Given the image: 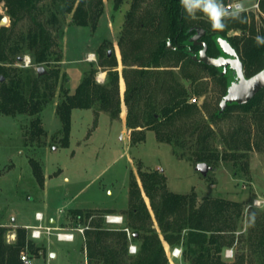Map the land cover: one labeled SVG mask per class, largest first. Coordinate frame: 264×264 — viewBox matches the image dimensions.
Masks as SVG:
<instances>
[{
	"label": "trees",
	"instance_id": "trees-1",
	"mask_svg": "<svg viewBox=\"0 0 264 264\" xmlns=\"http://www.w3.org/2000/svg\"><path fill=\"white\" fill-rule=\"evenodd\" d=\"M3 3L8 25L0 26V112L7 115L32 116L30 134L39 137L45 133L40 126L39 113L43 106L54 97L59 70L50 68L44 74L29 76L28 73L12 62L21 57L23 52L30 54L33 63L59 62L62 52L58 42L61 32L59 16L71 14L70 24L86 26L95 30L98 19L103 13V0H0ZM118 9L124 0H112ZM130 8L126 13L123 34L118 40L121 48L122 72L126 79V69L131 68L132 81L128 82L125 103L127 104V125L132 129L148 128L158 140L177 141L182 135L183 127L178 121L190 119L191 133L199 128L196 120L197 106L188 101L187 88L176 78L177 68L185 78L196 79L193 66L203 67L214 75L224 95L227 87L234 79L230 69L222 74L221 67L206 65L191 58V53L200 49L189 39L196 32L195 27H202L205 32L199 40L207 46V54L217 57L222 51L217 38H225L238 52L243 62L245 76L261 70L264 66V44L257 42V37L264 38V17L260 23L253 15L238 13L222 18L225 24L222 30H213L210 20L204 13L196 10L189 15L181 4V0H129ZM241 0H217L228 3ZM264 15V0L258 2ZM27 20V29L18 28V23ZM229 30H239L240 34L229 35ZM129 43V52L123 50V42ZM170 42L175 48L167 47ZM100 61L107 72V80L103 84L96 82L94 70L85 71L83 78L72 93L67 89L62 92L61 100L56 104V113L62 124L63 144H67L70 131V113L72 109H85L99 104L101 109L111 114L119 112V102L113 103L118 93V70L116 57L105 53ZM37 73V72H36ZM127 80V79H126ZM128 81V80H127ZM200 93L199 88L194 89ZM159 92V98L155 93ZM264 93L260 90L245 104H227L220 113L219 109L212 118H220L226 110L238 107L250 109L257 104ZM134 102L135 104L131 103ZM143 102L144 107H138ZM264 118V114L260 113ZM200 125V131L203 130ZM235 134L246 132L236 128ZM208 132L198 134L196 140V162L215 164L226 154L209 150L206 145ZM234 148L241 145L249 147L245 138L232 136ZM141 140L142 136L132 140ZM228 157L234 160L241 152H230ZM34 174L38 176L39 166L30 160ZM142 190L149 199L152 214L148 209L142 190L136 179L130 181L128 189V208L124 211L125 225L131 230L128 239L126 230L104 225L100 215L107 210L72 208L69 216L72 220L86 226L83 233L84 243L81 250L85 253L87 264H168L164 243L170 247L181 246L182 260L190 264H252L250 253L237 254L232 262L223 259L225 247L233 245L236 222L242 212V203L220 197H204L198 202L194 193H175L166 189L165 176L159 170L139 171ZM99 216L98 218H96ZM156 222L154 227L153 219ZM262 219V218H261ZM262 227L254 235L250 244V252L257 256L256 264H264V220ZM9 230L0 225V264H24L20 259V251L27 247L31 253H37L43 246H37L34 240L27 239V230L17 227L16 240L7 243L5 234ZM252 233V232H251ZM249 234V239L252 234ZM133 242L137 249L128 252L129 243Z\"/></svg>",
	"mask_w": 264,
	"mask_h": 264
},
{
	"label": "rangeland",
	"instance_id": "rangeland-1",
	"mask_svg": "<svg viewBox=\"0 0 264 264\" xmlns=\"http://www.w3.org/2000/svg\"><path fill=\"white\" fill-rule=\"evenodd\" d=\"M49 1L43 0L42 3L48 4ZM256 1L241 0L245 6H251ZM129 8V0H124L118 9L114 8L112 0H103V13L95 30L70 24L71 14L60 15L58 42L62 52L61 61L36 64L32 62L29 53L23 52L22 60L28 57L30 64L25 65L24 61L18 59L12 62L13 66L26 71L31 77L37 75L36 68L39 66L45 71L57 68L59 80L54 97L38 115L40 126L45 132L39 137L30 134L32 116L0 112V225L9 228L5 240L7 243L14 242L17 227L37 223L34 221L35 211H40L45 218H55L57 227L84 226L71 219L68 212L72 208L109 211L100 215L104 225L126 229L130 239L131 230L124 228L130 181L136 179L141 187L139 171L159 170L165 176V186L169 191L194 193L198 202L204 197L241 202L242 212L236 222L234 243L225 247L232 249V257H225L224 253L222 257L232 262L235 255L250 253L254 259L252 264H256L257 256L250 252V244L254 241L255 233L262 227L260 221L264 220V118L260 115L264 114V93L257 104L247 111L232 107L222 117L212 118L223 96L217 75L206 68L193 66L191 70H194L192 72L196 79L191 81L175 68L176 78L188 90V101L196 98L195 102H189L197 106L196 120L199 128L191 133L190 119L178 121L183 132L177 141L173 139L171 142L158 140L156 133L148 128H137L132 134V129L127 125L125 94L128 82L132 81L131 68L137 66L127 67V81L123 76L124 65L118 45ZM238 13L250 17L253 15L257 23L264 17L260 8ZM4 16L7 17L0 1V20ZM204 16L209 20L205 13ZM8 22L7 17L3 25H8ZM27 26V20L18 23L19 29L25 30ZM228 34H240V31L229 30ZM122 46L127 54L129 43L124 40ZM108 52L117 61L118 93L113 103L118 100L119 112L111 114L101 109L98 103L85 109H72L68 142L64 145L62 124L56 113V104L62 97L60 87L72 93L89 69L94 70L96 82H106L107 72L100 61L101 55ZM101 74L104 75L103 79H100ZM197 88L200 93L194 91ZM155 96L159 98L162 95L156 92ZM131 103L135 104L132 100ZM138 107H144L143 102ZM201 124L204 125L202 131ZM236 128L246 132L235 134ZM206 132L208 149L220 155L225 153L226 157L215 164H209L212 168L207 176H203L194 169L197 163L195 153L199 146L196 143L198 134ZM136 135H143V139L133 141ZM236 135L240 139L245 138L249 147L240 144L238 149L234 148L232 136ZM234 150L242 153L237 160L228 157ZM30 160L39 166L38 176L34 174ZM142 196L152 214L149 199L143 190ZM255 200H259L260 205H254ZM106 214L121 215L123 221L119 225L108 224L105 222ZM153 223L156 227L154 219ZM250 233L252 235L249 239ZM33 242V251H36L37 246L43 248L38 249L37 253H31L27 247L20 251V255L28 256L30 264H87L85 253L81 250L84 243L81 233L76 232L75 240L69 242L58 241L54 235ZM165 246L168 257L172 247ZM52 253L56 256H51ZM181 256L172 262L168 260V264H190L188 260H182Z\"/></svg>",
	"mask_w": 264,
	"mask_h": 264
},
{
	"label": "water",
	"instance_id": "water-1",
	"mask_svg": "<svg viewBox=\"0 0 264 264\" xmlns=\"http://www.w3.org/2000/svg\"><path fill=\"white\" fill-rule=\"evenodd\" d=\"M7 21V17L4 16L0 20V25H3ZM196 32L190 37V41L199 46L200 49L196 53H191V58L195 61L205 63L206 65L221 67L222 74L227 69L234 72V79L226 89L225 94L221 97L219 102V112L222 113L227 104L237 103L245 104L251 100L260 90L264 89V66L258 72L251 76H245L243 69V62L241 61L238 52L231 46V44L225 38H217V43L222 51V54L217 57H211L207 54V46L204 41L199 40L204 34L205 30L202 27H195ZM167 47L175 48L167 42ZM110 52H108V55ZM18 60H22L18 57ZM37 75L40 76L46 71L42 66L36 68ZM3 76H0V82L3 81ZM209 164L206 162H198L195 165V170L200 172L203 176H207L208 171L211 170ZM53 253L51 254V256Z\"/></svg>",
	"mask_w": 264,
	"mask_h": 264
},
{
	"label": "built area",
	"instance_id": "built-area-1",
	"mask_svg": "<svg viewBox=\"0 0 264 264\" xmlns=\"http://www.w3.org/2000/svg\"><path fill=\"white\" fill-rule=\"evenodd\" d=\"M258 2L259 0L254 2V4H252L251 6H245L244 4H242L241 1H233V2L224 3L223 6L227 10L228 13L236 12L237 5L241 6L242 8V10H240L239 12H248L251 10L259 9ZM21 61H24L25 65H28L31 63L30 58L28 57L24 58ZM189 101L195 102L196 98L195 97L190 98ZM254 203H255L254 205H260L261 202H259V200H255ZM34 217L38 221V223L36 225L24 227L27 230L28 238L34 241L41 239L43 236L54 235V237L58 241L69 242V241L75 240L76 232L81 233L82 237H83V233L85 232L84 229L86 228V226L78 225L76 227L65 228L61 226L57 227L47 222L43 223L44 217L40 211L35 212ZM122 221H123V217L121 215L106 214L105 216V222L111 225H119L122 223ZM128 251L130 253H135L136 246L134 244H130L128 246ZM181 252H182L181 248L178 246H175L169 249V252H168L169 262H172L174 258H178L179 256H181ZM224 255L225 257H232V249L231 248L225 249ZM20 259L23 261L24 264H30V259L28 258L26 254H21Z\"/></svg>",
	"mask_w": 264,
	"mask_h": 264
},
{
	"label": "clouds",
	"instance_id": "clouds-1",
	"mask_svg": "<svg viewBox=\"0 0 264 264\" xmlns=\"http://www.w3.org/2000/svg\"><path fill=\"white\" fill-rule=\"evenodd\" d=\"M181 4L189 15H193L196 10L205 13L209 17L213 30L224 29L225 24L222 22V18L227 15L236 17L242 10L241 6L237 5L236 12L228 13L223 4L218 3L217 0H181ZM257 42L264 44V38L257 37Z\"/></svg>",
	"mask_w": 264,
	"mask_h": 264
},
{
	"label": "crops",
	"instance_id": "crops-1",
	"mask_svg": "<svg viewBox=\"0 0 264 264\" xmlns=\"http://www.w3.org/2000/svg\"><path fill=\"white\" fill-rule=\"evenodd\" d=\"M103 77H104V75L101 74V75H100V79H103ZM35 212H37V211H35ZM35 212H34V214H35ZM43 217H44V215H43ZM34 221L38 223V221L35 219V217H34ZM44 222L51 223V224H53V225H55V226H56V224H57V220H56L55 218L51 217V216H49L48 218H45V217H44V219H43V223H44ZM37 223H35V224H27V225L31 226V225H36ZM25 226H26V225H25ZM58 226H59V225H58ZM43 238H44V236H43ZM165 245H167V244H165ZM165 245H164V247H167V246H165ZM165 249H166V248H165ZM48 252H50V251H48ZM52 256H56V254L53 253Z\"/></svg>",
	"mask_w": 264,
	"mask_h": 264
}]
</instances>
